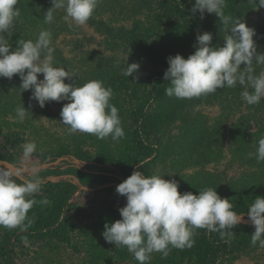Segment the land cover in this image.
<instances>
[{"label":"rangeland","instance_id":"rangeland-1","mask_svg":"<svg viewBox=\"0 0 264 264\" xmlns=\"http://www.w3.org/2000/svg\"><path fill=\"white\" fill-rule=\"evenodd\" d=\"M194 3L173 0L162 6L159 0H99L91 17L94 24L88 21L79 26L64 19L63 9L54 10L51 24L44 23L51 0H19L20 16L10 41L13 49L19 39L34 41L41 30H49L55 49L53 66L77 73L73 80L65 78V83L76 81V86H82L100 80L111 87L110 103L119 111L125 136L113 141L69 134L60 116L67 100L49 101L41 108L30 100L31 90L20 89L18 75L0 77V157L29 172L37 168L44 183L34 199L49 201L48 205L37 203L28 213L34 220L29 228L36 232L0 228V264H4L1 242L8 233H15L11 246L16 264H138L126 247H115L102 235L105 224L121 219L119 209L126 205V197L116 192L124 181L116 169L126 179L133 171L175 179L181 194L216 188L245 217L248 210L238 211L249 209L257 196L264 197V162L249 156L264 137V99L247 104L241 93L252 89L239 85L190 100L165 95L170 85L164 79L167 58L181 54L187 43L193 47L197 35L215 22L214 14L205 12L201 19L199 11L192 13ZM227 15L255 31L257 52L264 53V7L259 0H245ZM104 27L112 30L111 37ZM130 29L146 43L144 60L120 38L117 46L109 45L113 34ZM214 31L210 46L222 47L226 35L222 23ZM127 63L140 65L128 78L123 74ZM262 70L264 66H255V74ZM22 104L28 112L18 122L15 109ZM31 141L37 150L26 162L23 145ZM142 145L151 147V156L145 158ZM67 155L73 158L56 164L46 160ZM102 162L106 165L98 164ZM29 172L24 179L31 178ZM56 217L59 225L51 235L44 225ZM238 225L230 240L221 239L218 232L197 229L192 248H172L166 258L153 253L150 264H264V248L251 245L254 226Z\"/></svg>","mask_w":264,"mask_h":264},{"label":"clouds","instance_id":"clouds-1","mask_svg":"<svg viewBox=\"0 0 264 264\" xmlns=\"http://www.w3.org/2000/svg\"><path fill=\"white\" fill-rule=\"evenodd\" d=\"M18 3L19 0H0V77L12 79L18 75L20 89L31 90L30 100L41 108L49 101L67 100L60 116L69 134L80 132L101 140L111 137L113 141L124 138L119 111L110 103L112 88L100 80H90L82 86H76V81L65 83V78L73 80L77 73L53 66L55 49L49 30H41L34 41L19 39L13 49L10 41L20 16ZM51 3L44 23L51 24L54 10L63 9L66 21L71 19L83 26L93 16L99 0H51ZM226 4L227 0H195L192 13L199 11L201 19L205 12L219 18L226 32L224 45L210 46L213 35L204 32L197 35L193 54L187 58L180 54L169 56V67L164 73V79L170 81L166 96L190 100L239 85L252 89L241 93L247 104L256 105L264 99V70L255 74V66H264V53L257 52L255 31L239 18L225 14ZM259 6L264 7V0H259ZM139 67L137 63H127L123 74L127 78L133 76ZM38 74H43V79H38ZM27 112L23 104L15 109L18 122H23ZM36 150L34 141L24 144V161H30ZM249 156H255L257 163L264 162V137ZM26 172L29 170L25 168L0 167V228L26 231L34 222L28 216L29 211L37 203L49 204L47 198L34 199L44 183L38 169H30V179L23 178ZM163 177L133 171L117 185L116 192L126 197V205L119 209L121 219L105 224L102 235L107 243L126 247L138 264H150L153 253L166 258L172 248H192L197 229L218 232L221 239L235 236L232 229L242 222L243 215L237 214L231 201L222 198L216 188L181 194L175 179ZM17 179L22 182L17 183ZM247 216L255 228L251 245L264 248V197L255 198Z\"/></svg>","mask_w":264,"mask_h":264},{"label":"trees","instance_id":"trees-1","mask_svg":"<svg viewBox=\"0 0 264 264\" xmlns=\"http://www.w3.org/2000/svg\"><path fill=\"white\" fill-rule=\"evenodd\" d=\"M245 0H227V4H226V7L224 9L225 11V14H227L229 11L235 9L236 7H238L239 5H241ZM167 2H173V0H159V3L162 4V6H166V3ZM89 21L91 23L94 24V19H89ZM215 22L211 24V26H209L208 28H206V32H211L212 30H215L214 31V34L218 31L219 27H220V21H219V18L218 17H215ZM104 29L105 31L108 30V27H104L102 28ZM135 31L133 30H129V31H120L119 35H114L113 34V43L112 41L109 42V45L112 47V46H117L118 45V42L116 40H118V38H120L122 41H125L127 42V46L129 47V49L132 51V53L134 55H136L138 58H140L141 60L143 59L144 60V49L143 47L145 48L146 46V43H142L139 39V36L133 34ZM106 34L108 35L109 34V37L112 36V30H108L106 31ZM190 46V43H187L186 46H184L182 48V52L180 55H182L184 58H187L190 54H193L194 51H195V48L194 47H189ZM193 46V45H192ZM142 148L144 149L145 152H147L145 154V158L146 157H149L151 156L152 154V149L151 147L147 146V145H142ZM1 159H6V158H3V157H0ZM58 158L53 156V157H50L48 159H46L47 161H54ZM77 158L82 161V155H77ZM44 161V160H42ZM100 162V161H99ZM98 164H102V165H106L105 162H102V163H98ZM116 173H117V176L122 178L123 180L126 179L125 175L123 173H121L118 169H116ZM19 183L21 182L20 180H17ZM242 210H248V209H240L238 211V213H243L241 212ZM58 217L52 219V220H48L45 225H44V228H46L47 230H49V233H51V235H54L57 231V226L59 225L58 223ZM239 226V225H237ZM246 228H249V226H246ZM28 229V228H27ZM30 232H36V229L34 227H31L28 229ZM15 236V233H8L6 234L3 239H2V242H1V249H2V252L4 254V264H16L15 261H14V254H13V249H12V246H11V241H12V238Z\"/></svg>","mask_w":264,"mask_h":264},{"label":"water","instance_id":"water-1","mask_svg":"<svg viewBox=\"0 0 264 264\" xmlns=\"http://www.w3.org/2000/svg\"><path fill=\"white\" fill-rule=\"evenodd\" d=\"M72 158L73 157L70 156V155L61 156V157H58L56 160H54L52 162L56 164V163H58V162H60L62 160H67V159H72ZM0 167L12 168V169L21 168V167H16L13 163H11V162H9L7 160H4V159H0ZM22 168H24V167H22ZM241 223L252 225L251 222L249 221L248 217H245V216H243V220H242Z\"/></svg>","mask_w":264,"mask_h":264}]
</instances>
